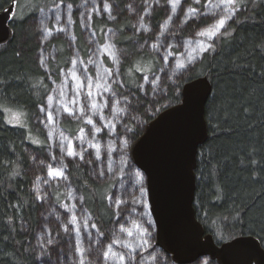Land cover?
Instances as JSON below:
<instances>
[{"label": "trees", "instance_id": "obj_1", "mask_svg": "<svg viewBox=\"0 0 264 264\" xmlns=\"http://www.w3.org/2000/svg\"><path fill=\"white\" fill-rule=\"evenodd\" d=\"M10 1L0 0V10ZM16 1L17 6L22 3ZM51 2L63 7L50 11L45 25L51 26L40 32L36 12ZM206 2L182 0L172 12L168 0H86L84 6L80 0H42L28 4L33 8L27 7L23 20L13 16V36L0 44V264H80L83 257L84 264H176L155 245L154 222L143 207L145 176L132 163L129 147L146 122L180 101L182 85L199 76L209 78L212 93L205 105L208 137L197 152L196 217L216 243L250 234L264 247V0H238L236 15L226 26L230 35L209 41L214 50L199 56L193 52L189 63L197 41L206 40L196 33L213 21L200 16L188 23L182 20L190 5L210 17L203 8ZM80 13L81 20H87L83 25L88 34ZM137 21L144 27L137 28ZM108 27L113 35L108 34L110 42L102 47L97 33L106 35ZM67 30L76 51L73 64ZM154 44L156 55L149 53ZM44 52L53 54L45 57V65L39 60ZM82 54L89 68L81 65ZM138 60L153 64L151 84L143 82L142 88L140 73L135 86L127 81L128 70ZM163 60L166 68L161 67ZM180 61L183 68L177 67ZM87 76L97 95L106 99L104 104L97 100L95 109L84 90ZM58 101L94 119L100 132L90 131L83 119L73 120ZM1 105L24 110L28 125H7ZM45 112L56 121L49 133L36 120L37 116L44 120ZM132 113L142 118L141 124L132 123ZM100 116L112 123L113 134ZM83 126L103 150L86 149L87 157L81 161L65 158L67 182L77 200L63 201L66 194L55 186L49 199L39 201L34 177L49 158L65 157L57 150V138L63 149V132L74 135ZM125 134L128 147L120 142ZM96 157L102 159L100 169ZM49 210L52 215L43 221ZM122 225L130 229L137 225L138 231L129 236L120 231ZM141 230L145 236L147 230V248L138 234ZM113 240L119 242L112 244ZM110 244L116 256L106 259ZM78 247L83 252H77ZM193 264L218 263L205 256Z\"/></svg>", "mask_w": 264, "mask_h": 264}, {"label": "water", "instance_id": "obj_2", "mask_svg": "<svg viewBox=\"0 0 264 264\" xmlns=\"http://www.w3.org/2000/svg\"><path fill=\"white\" fill-rule=\"evenodd\" d=\"M16 5L11 0L0 10V44L13 36ZM211 93L207 76L186 81L180 101L146 122L129 147L132 163L145 176L155 245L176 264L205 256L218 264H264V247L258 238L245 234L216 243L196 217L197 152L208 137L205 105Z\"/></svg>", "mask_w": 264, "mask_h": 264}, {"label": "rangeland", "instance_id": "obj_3", "mask_svg": "<svg viewBox=\"0 0 264 264\" xmlns=\"http://www.w3.org/2000/svg\"><path fill=\"white\" fill-rule=\"evenodd\" d=\"M40 1H42V0H35V1L34 0L33 1L32 0H22V3H20L19 6L16 5V10H15L14 15L16 14L20 21L23 20L28 14V9H32L33 8V7H30V6H32V5L35 6ZM85 1L86 0H80V5L84 6ZM29 3H35V4L28 5ZM47 4H49V5H47ZM61 6L63 7V3H61V2L45 3L44 6H40V8L36 12V14H38L39 16L36 17V20H35L36 23H38L37 27L40 29V30L38 29L40 32H42V30H41L42 28L43 29L44 28H49L48 26H51V23H49L47 26L45 25L46 19L48 17H50V15H49L50 11H52L54 9H58ZM27 7H28V9H27ZM88 14L89 13L87 11L86 12L87 16L85 17L83 15L84 18H88ZM80 17H82L81 13L79 14V19H80L79 21H81L80 22L81 26L84 27V25H85L87 20L86 19L85 20H83V19L81 20ZM135 26L137 28H142V26L144 27V25H142V22H140V21H137V24ZM84 29L86 30V32L88 34L89 33V29H88L87 25H86V27H84ZM67 32H68V34L66 36L68 38V42L70 44V48H71V52H72L71 62L70 63L73 64V63H75L77 61V59L75 57L76 51H75V49H74V47L72 45L73 44V42H72L73 41L72 34L68 30H67ZM105 34L106 35L100 36L97 33L98 42H99L100 45H102V47H105L106 43L108 44L110 42V36L109 35H113V31H112L111 27L106 28ZM157 45H158V43H157ZM76 46H78V45H76ZM41 51H43V50L41 49ZM157 51L159 52V50L157 49V47L154 44L153 47L151 48V52H149V53H152V54L156 55L155 53ZM51 52L53 53L54 51L51 50ZM52 53L44 52L42 57L40 56V58H39L40 63L45 61V57H47V55L48 56H52L53 55ZM81 61L83 62V63H81V65L85 64L87 67L90 65L88 63V61H87V58H85V56H83V54H82ZM43 64H44V62H43ZM160 64H162L161 67L162 66L164 68L167 67V64H166V62L164 60ZM151 66H153V64H152V62L150 60H138V61H136L134 63V65L130 68V70H128V72H127L128 84L129 85H134V86L137 84L136 73H140V77H141L138 87L141 86L143 84V82L145 84H151V80H150L151 79V77H150ZM43 68H45V67H43ZM173 73H176V69L173 70ZM119 80H120V78L117 80V83L120 82ZM141 88H142V86H141ZM84 90H85V94H86V96H87V98L89 100V103H90L91 107H92L93 103H95V105L97 106V100L102 101V103L104 104V100H106L105 97L97 95V92H96L97 89L94 86V83H93L92 79L89 76H87L86 79L84 80ZM89 93H91V95H89ZM57 104L60 105V107H61L63 112H65L64 111L65 107L69 108L71 111H70V113L69 112H65L66 114L71 115L73 120H78V119L81 120V119H83V122H85V124H87L88 129L90 131H94L96 133L95 129L99 128V127L95 124L94 119H91L93 121V123L88 124V123H86V120L89 118V116H87V115L86 116H80L78 113L77 114L74 113V110H72L70 107L64 105L63 103H61L59 101H58ZM1 108H2V112H3L4 122L7 125L23 126V127H26L28 125L27 115H26L24 110H22L20 108L12 107V106H6V105H1ZM14 113H19L20 114L19 115V120H20L19 124L15 123V122H9L10 120L13 119V114ZM49 113L50 112H45V119L44 120L41 118L42 116H39V117L37 116L36 117V120L39 122V125L41 126V128L44 131H46L47 133H49L48 127L49 126H55V124H56V121L54 120V118L51 121L48 120L47 117H48ZM129 116H130V114H129ZM100 117H101V122L105 123V125H106L105 127L109 130V134H113L114 133V128L112 126V123L111 122L109 123V120L106 121V119L104 117H102V116H100ZM130 118H131V120L134 121L132 123H135V121L137 122V124H141L142 123V118L137 116L135 113H132V116ZM118 124H119V126H123L122 122H119ZM130 127L131 126H129V128ZM86 128L84 126L81 127V129H79V131L76 132V134H74V135H70L69 133L64 131L63 132V137H64L63 149L62 148L60 149V140H59V137L57 138V146H56L57 150H59L60 154H61V152H63L62 154L65 155V157L62 158L61 156H59V157L57 156V157H54V160H51L49 158L48 161H45L43 163V170H41L34 177L33 191L36 194V196H37L39 201L40 200L49 199L51 190L55 186H57L58 188L61 187L63 189L64 193L66 194V198H64L63 201H65V199H66V200H69L70 203H72L73 200H77L78 194H76L73 191V189L69 186V184L67 182V173H66V167H65L66 160H65V158H76L77 160L81 161V160H83L84 158L87 157V155L85 156V154H87V150L86 149H95L97 151L103 150L102 149V145H99V144H96L95 142H92L91 138L88 136L89 135L88 131L85 130ZM120 142L123 145H125L126 147H128L129 144H130L128 138L126 137V134L124 136L120 137ZM70 148H71V150L74 153H80L83 156V159H81V155H69L68 152H69ZM50 153L52 154L51 151H49V155H50ZM100 156H101V154H100ZM96 159H97L98 162H101V163H98V165H97L98 169H100L101 168V164H102V159L100 158V160H99V158H97V157H96ZM49 167H51L53 169L61 170L63 175L62 176H58V177L57 176H50L49 175ZM98 175H99V178L103 177V174L101 172L98 173ZM143 199H144V203L143 204H145V206H143V207L146 208V213L150 217V220L152 219V221H153V218H152L150 210H149V205H148V202H147V192H146V199H145V195H144ZM51 213H52L51 210H49L48 213L43 216V219H44L43 221H47V218L50 215H52ZM120 228H121V226H120ZM128 229L133 234L135 232L137 233V231H138L137 225H136V227L134 229H130V228H128ZM138 234L141 236V238H143V237L145 238L143 242H144V244L146 245V248H147L149 246V244H150V239L148 237L147 230H146V236H145V231H143V230H141V232H139ZM77 260L79 262V258ZM83 260H84V257H83ZM193 263H195V262H192L190 264H193Z\"/></svg>", "mask_w": 264, "mask_h": 264}, {"label": "snow or ice", "instance_id": "obj_4", "mask_svg": "<svg viewBox=\"0 0 264 264\" xmlns=\"http://www.w3.org/2000/svg\"><path fill=\"white\" fill-rule=\"evenodd\" d=\"M183 2H186V0H183ZM237 2L238 0H215V2L214 0H207V2L203 5V8L207 9V11L211 13L210 17L203 16V13L198 12V9L196 7H192L191 5L187 8L185 12V17H184V20H182V23H188L190 21H194L196 20L198 16L201 17L202 21L209 19V18L212 19L213 21L211 24H207L205 27L201 28V30L196 33L198 37H204L206 38V40L197 41L196 47L193 48L188 55L187 59L189 63H191L192 60L194 59V56L192 55L193 52L195 53V56H199L200 53L202 52H208L209 50H214V43H209V41H214V38H217L221 35H230V33L226 30V26L228 22L232 20L234 16L236 15ZM168 3L171 4L172 6V12H175L177 10V7L181 5L182 0H168ZM193 3L196 5H200L201 0H193ZM104 7H105V10L108 9L107 4H105ZM214 10H218V11H214ZM168 19L170 20L171 16H169ZM177 67L183 68L184 62L183 61L178 62ZM105 91H108V88H105ZM89 95H91V93H89ZM92 107L96 108L97 106L95 105V103H93ZM64 111L70 113L71 110L65 107ZM19 115H20L19 113H14L13 119L10 120L9 122H15L19 124L20 123ZM47 118L49 121H51L53 119L52 114L49 113ZM86 123L91 124L93 123V121L89 117L86 120ZM95 131L99 132L100 129L96 128ZM34 142L39 143V141H34ZM68 154L69 155H81L80 153H74L71 150V148L69 149ZM81 159H83L82 155H81ZM49 175L58 177V176H62L63 173L59 169H53L49 167ZM119 203L120 201H117V204ZM71 222L75 223V218H73ZM92 227H95V225H92ZM120 231L126 232L129 236L132 235V232L128 228H125L123 225L121 226ZM118 242H119L118 240H113L111 243L115 244ZM48 243L51 244L52 241L49 240ZM124 246L129 247V248L132 247L131 244H125ZM77 252H83V249L78 247ZM115 256H116V253L112 251L111 244H110L108 246V250L104 252V257L106 259H110ZM119 260L122 262L124 260V256L121 255L119 257ZM80 264H84L83 258L80 260Z\"/></svg>", "mask_w": 264, "mask_h": 264}]
</instances>
